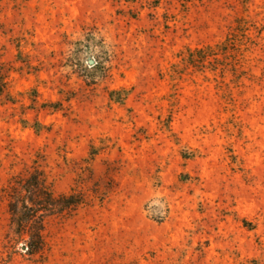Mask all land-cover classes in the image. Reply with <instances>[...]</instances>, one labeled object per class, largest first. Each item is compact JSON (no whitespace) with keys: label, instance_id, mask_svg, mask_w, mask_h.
I'll return each mask as SVG.
<instances>
[{"label":"rangeland","instance_id":"obj_1","mask_svg":"<svg viewBox=\"0 0 264 264\" xmlns=\"http://www.w3.org/2000/svg\"><path fill=\"white\" fill-rule=\"evenodd\" d=\"M0 79V190L84 199L0 264H264V0H0Z\"/></svg>","mask_w":264,"mask_h":264},{"label":"trees","instance_id":"obj_2","mask_svg":"<svg viewBox=\"0 0 264 264\" xmlns=\"http://www.w3.org/2000/svg\"><path fill=\"white\" fill-rule=\"evenodd\" d=\"M97 66L98 62L91 68ZM4 87L0 79V96ZM0 192L6 201L10 234L16 238L12 240L22 241L21 249L31 259H43L49 249L44 234L47 220L70 216L84 204L82 194L75 191L54 194L38 169L12 176Z\"/></svg>","mask_w":264,"mask_h":264}]
</instances>
